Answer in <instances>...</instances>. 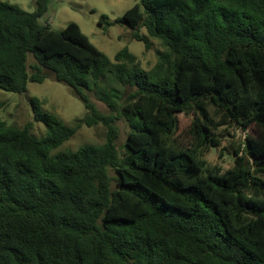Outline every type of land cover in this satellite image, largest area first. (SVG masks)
Instances as JSON below:
<instances>
[{
    "label": "trees",
    "instance_id": "obj_1",
    "mask_svg": "<svg viewBox=\"0 0 264 264\" xmlns=\"http://www.w3.org/2000/svg\"><path fill=\"white\" fill-rule=\"evenodd\" d=\"M50 2H0V91L53 77L86 114L69 125L33 98L40 138L0 119V264H264V0H139L115 23L160 42L148 70L128 48L111 62L77 23H41ZM83 125L106 141L59 150ZM232 126L255 136L232 169L209 166Z\"/></svg>",
    "mask_w": 264,
    "mask_h": 264
},
{
    "label": "rangeland",
    "instance_id": "obj_2",
    "mask_svg": "<svg viewBox=\"0 0 264 264\" xmlns=\"http://www.w3.org/2000/svg\"><path fill=\"white\" fill-rule=\"evenodd\" d=\"M35 1L0 0V2L17 4L30 13L36 9ZM137 3L139 0H51L49 11L40 19V22L50 23L56 30L65 28L69 23H77L83 33L108 56L111 62H114V57L119 51L128 48L131 53L137 56L140 67L148 70L157 63V52L162 50L160 42L152 40L151 48L147 50L143 42L134 39L133 31L130 28L115 23ZM102 16H106L112 24L110 26L100 25ZM141 34H146L144 28L141 29ZM29 63L34 64L32 56L29 57ZM109 83V81L102 82L101 86ZM116 87L126 93L131 91L130 88L124 89L125 87L118 85ZM89 96L102 113H110V109L96 90L89 92ZM33 98H38L41 101L43 111L55 114L69 125L74 124L76 119L83 118L86 114L84 104L73 95L72 90L51 77L41 84L30 83L25 93L0 91V119L19 128L31 124L32 133L36 137L44 136L47 129L44 124L35 120V109L31 103ZM178 118L180 121L179 136H182L185 134L184 130L191 123L192 116L180 114ZM117 125L120 133L117 146L122 153L130 126L125 120L118 121ZM221 129L223 135L221 146L212 148L206 154L205 160L209 166H216L222 171H227L234 167L235 151L240 148L246 149L247 136H255V133L252 129L244 132L234 126ZM105 141L106 129L103 125L93 127L83 125L77 134L59 150L76 151L86 144H102Z\"/></svg>",
    "mask_w": 264,
    "mask_h": 264
}]
</instances>
